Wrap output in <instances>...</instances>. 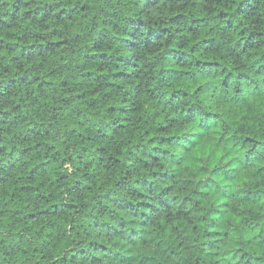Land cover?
Returning a JSON list of instances; mask_svg holds the SVG:
<instances>
[{
	"label": "clouds",
	"instance_id": "clouds-1",
	"mask_svg": "<svg viewBox=\"0 0 264 264\" xmlns=\"http://www.w3.org/2000/svg\"><path fill=\"white\" fill-rule=\"evenodd\" d=\"M0 264H264V0H0Z\"/></svg>",
	"mask_w": 264,
	"mask_h": 264
}]
</instances>
